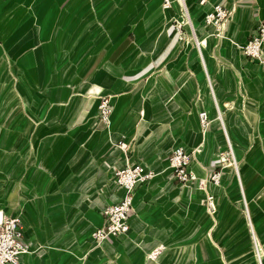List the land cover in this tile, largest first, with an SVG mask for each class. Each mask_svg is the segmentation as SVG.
<instances>
[{"label": "crops", "instance_id": "1", "mask_svg": "<svg viewBox=\"0 0 264 264\" xmlns=\"http://www.w3.org/2000/svg\"><path fill=\"white\" fill-rule=\"evenodd\" d=\"M33 1L0 4V68L7 62L9 71V62L38 43L39 25L34 44L28 39L37 22L29 17ZM163 1L152 0L144 23H124L109 49L84 56L70 80H62L64 70L47 89L18 87L24 106L31 108L21 109L13 126L0 125V210L22 218L31 251L20 264H61L73 251L81 253L91 232L104 224L106 205L123 196L114 182L115 167L131 161L148 164L156 175L137 188L130 230L106 238L92 254L111 253L132 242L152 221L143 214L156 195L174 196L179 189L176 178L168 181L174 174L168 157L177 144L195 151L190 168L201 177L222 165L220 154L232 145L237 166L228 162L221 183L207 185L218 209L212 215L202 206L203 220L210 224L204 243L219 253L218 264H258L254 238L264 255V69L239 49L264 22V0H178L158 10ZM216 4L233 9L226 39L213 37V28L205 23ZM174 20L184 21L183 39ZM79 28L86 31L84 25L77 27L74 42ZM194 37L205 42L200 54ZM42 56L38 49L21 60L38 62ZM6 81L10 74L0 71L1 91ZM109 94L112 123L94 127L100 96ZM202 110L211 120L206 131L199 120ZM28 113L31 120H23ZM121 138L129 142L126 151L113 147ZM108 156L118 159L117 165ZM197 190L205 198L206 191ZM160 235L145 234L146 244H158L165 239ZM165 258L149 264H168Z\"/></svg>", "mask_w": 264, "mask_h": 264}, {"label": "rangeland", "instance_id": "2", "mask_svg": "<svg viewBox=\"0 0 264 264\" xmlns=\"http://www.w3.org/2000/svg\"><path fill=\"white\" fill-rule=\"evenodd\" d=\"M11 1L0 0V4L10 3ZM139 1L34 0L30 8L29 17L31 19L33 16L37 22L30 27L31 35H29L28 39L33 45L35 27L39 25L36 35L38 43L26 49L24 53H19L16 60L12 63L9 62V71L7 62L1 65L0 71L4 74L9 73L11 81L4 82L8 83V85L2 91L0 90V125H12L22 114L21 109L30 110V106H24L26 102L20 95L18 89L20 85L24 89L27 88V90L32 87V84L38 85V91L47 89L53 81L52 77L56 78L60 74L62 75L64 70L65 73L63 72L62 80L64 82L68 81L66 80L67 77L70 80L74 72L78 71L84 56H91L104 46L108 49L110 48L113 44L111 42L112 38L121 30L124 23H126L125 27L133 26L139 22L144 23L152 8V0L144 1L141 8L132 14L133 11L138 9ZM170 1L172 4L175 1L178 2V0ZM51 2L53 4L49 7ZM161 4L163 5H160L158 10H164L172 6H169L164 1ZM37 9L38 11H36ZM46 12H48L47 15L40 23ZM146 12L147 15L144 19ZM95 24L97 28H95ZM173 24H176V20L173 21ZM82 25H84L86 31L84 32V29L80 31L79 28V37L74 42V38H72L74 30ZM86 35L87 38L84 41ZM72 39L73 42L70 43ZM38 49L43 51L42 60H38V62L21 60V57L35 55ZM200 53L201 46L198 45V54ZM181 59L184 58L182 57ZM176 66L178 67L179 64L177 63ZM129 86L130 84L124 85L122 89L127 90L126 88ZM109 96L111 99V94ZM33 100L34 97L32 98ZM111 104L113 112L109 118H112L114 113L112 101ZM26 115H29V113ZM25 118L31 120L30 115L23 117V120ZM107 121L97 117L93 121V126L109 127L112 122ZM112 144L115 148H122L120 140L112 142ZM229 146L227 150L232 153L230 160H228V162L232 161L229 166H235V160L237 161L235 158L236 154L232 145L229 144ZM106 159H109L113 166L117 165L119 161L118 159H115V161L113 158L110 159V156ZM23 177H26V175H23L21 179ZM173 179L174 185L179 189L174 196L168 195L166 197V195L161 193L156 195L150 207L143 214L145 217L150 216L152 221L145 223L140 228L132 242L124 243L122 249L113 250L111 253L105 250L104 254L95 253L93 255L92 253L96 247L105 244L104 239L94 235L93 230L87 238V247H84L79 254L73 251L74 253L70 254L61 264H87L89 261L97 262V264H149L158 262L162 255L166 257L165 259H168V264H218L219 253L207 248L204 243L210 224L203 220L204 211L202 206L207 210L206 196L205 198L200 196V192L197 189L206 191L207 195V187L203 189L199 185V181L181 180L176 177V174H169L168 181L172 182ZM33 182L31 181L30 183L32 184ZM27 186L30 185L27 184ZM159 187L154 190L155 194L160 191ZM173 188L174 186L170 187V189ZM21 192L23 191H19L20 200ZM150 232L154 235L161 234L160 236H164L165 239L161 238L158 244L150 247L144 239L145 234ZM91 254L92 257L90 258Z\"/></svg>", "mask_w": 264, "mask_h": 264}, {"label": "built area", "instance_id": "3", "mask_svg": "<svg viewBox=\"0 0 264 264\" xmlns=\"http://www.w3.org/2000/svg\"><path fill=\"white\" fill-rule=\"evenodd\" d=\"M169 6L172 5L170 0H164ZM205 3V0L202 1ZM233 9L226 7L223 4H216L211 11L205 16L206 25L213 28L212 35L216 39H226L225 32L227 22ZM189 22V20L187 19ZM183 24L184 21L176 20V30L179 38L183 39ZM197 39V37H196ZM239 49L253 61H257L264 69V22H262L256 33L244 45L239 46ZM113 109L109 95H101L98 105V117L110 120ZM199 120L203 131H206L211 123L209 112L202 110L199 112ZM120 146L126 151L129 147V142L125 138L120 139ZM199 146L196 148L198 149ZM194 152L188 151L182 144L174 146L169 154L168 161L171 165L174 174L181 180H196L199 185L205 189L208 182L211 181L215 185H219L222 180V168L225 167L232 156L230 150L223 151L220 154L222 165L217 170H214L207 177L199 176L190 168V163L193 159ZM232 162V161H229ZM235 166L237 161L235 160ZM156 175V171L144 162H127L125 165L115 167L114 182L118 188L123 189L124 193L117 201L107 204L104 209L105 222L103 225L94 229V235L98 238H114L121 232H128L131 228L130 217L134 211L132 202L134 188L138 184L150 181ZM207 210L210 214L215 215L218 209L216 195L207 191L206 195ZM255 255L258 264H264V255L262 246L254 238ZM31 251L29 241L25 236V231L22 226V218L20 215L4 213L0 210V264H20L21 256L24 253Z\"/></svg>", "mask_w": 264, "mask_h": 264}, {"label": "bare ground", "instance_id": "4", "mask_svg": "<svg viewBox=\"0 0 264 264\" xmlns=\"http://www.w3.org/2000/svg\"><path fill=\"white\" fill-rule=\"evenodd\" d=\"M168 8V7H167ZM190 22V21H189ZM187 23V22H186ZM195 38V42H196V44H197V46L199 45V46H204V44H205V42H203V41H200V40H198V39H196V37H194ZM111 119V118H110ZM109 122H110V120H109ZM169 166L171 167V165L169 164ZM172 168V167H171ZM141 184H138L137 186H136V188H134V193H133V198H132V202H133V206H134V198H135V195H136V191H137V188L140 186ZM124 234H126V232H121L119 235H117L116 237H114V238H118V237H120L121 235H124ZM102 239V238H101ZM106 239V238H105ZM104 239V240H105Z\"/></svg>", "mask_w": 264, "mask_h": 264}]
</instances>
